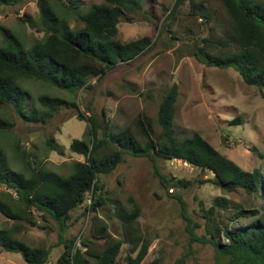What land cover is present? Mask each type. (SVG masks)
<instances>
[{
	"label": "trees",
	"instance_id": "1",
	"mask_svg": "<svg viewBox=\"0 0 264 264\" xmlns=\"http://www.w3.org/2000/svg\"><path fill=\"white\" fill-rule=\"evenodd\" d=\"M22 0H0L2 6ZM184 0H173L167 18L175 21L178 7ZM38 24L43 31L41 39L25 46L7 26L0 24V108L11 106L16 115L26 122H45L64 105L76 108L79 120L87 121L84 139L74 138L70 150L83 157L74 160L68 174L35 166L30 153L18 143L14 151L23 165L22 170L9 166L4 149L0 146V183L8 191L0 193V213L14 221L37 225L34 211L44 221L47 216L64 226L71 212L82 209L83 215L91 214L90 234L80 238L60 237L61 252L57 264H117L120 250L128 244L124 264H140L146 256L150 240L141 231L138 217L140 207L132 196L130 208L113 204L111 215L99 214L107 204L100 175L110 173L125 154L146 157L154 175L167 187L169 179L163 176L158 160L182 159L200 170H209L213 176L202 180L210 182L225 192L240 189L246 194L262 195L264 176L259 167L246 170L234 160L213 147L200 133L178 138L174 126L178 84L173 82L159 101L154 126L143 111L137 113L133 125L116 128L109 121L102 125L92 115L78 110L73 101L40 94L37 101L41 109L27 108V90L21 80L32 79L70 92L90 87V77H101L121 63H127L152 45L151 38L141 36L120 41L117 26L128 15L142 10L141 0H102L80 10L76 0H35ZM187 16L199 19L205 25L206 35L192 37L191 52L195 60L206 66L232 67L247 85L258 88L264 97V0H188ZM73 16L76 23L70 24ZM27 15L20 16L23 22ZM169 25V24H168ZM166 26V25H164ZM162 26V29L163 27ZM175 38L174 32L169 30ZM240 117L232 122L239 123ZM13 122L0 112V133L8 131ZM51 150L62 152L52 138L46 139ZM189 183L177 179V187ZM180 203L181 216L191 231V218L186 203L179 194H173ZM89 199V202L86 200ZM200 209L206 219V232L201 237L209 243L217 257L227 264H264V220L257 218L249 224H238L241 218L252 217L258 210L246 209L231 203L225 196L214 197ZM230 208L227 222L216 219V211ZM120 225L118 236L110 231L109 219ZM14 228H0V247L19 252L26 264L47 262L52 246H32L16 237ZM150 264H160L159 258ZM172 264H185V257Z\"/></svg>",
	"mask_w": 264,
	"mask_h": 264
},
{
	"label": "rangeland",
	"instance_id": "2",
	"mask_svg": "<svg viewBox=\"0 0 264 264\" xmlns=\"http://www.w3.org/2000/svg\"><path fill=\"white\" fill-rule=\"evenodd\" d=\"M80 10H86L91 3L102 0H76ZM142 10L128 15L117 26V38L129 41L141 36L151 38L152 45L127 63H121L99 78L90 77V87L70 92L43 82L25 79L20 84L27 90V108L41 109L37 101L40 94L73 101L78 110L104 124L109 121L116 128L133 125L139 111L151 120L155 131L156 113L159 101L167 88L178 84L175 104L174 126L178 138L200 133L213 147L226 154L246 170L259 167L264 176V97L254 85L245 84L232 67L206 66L195 60L191 52L196 35H206L205 25L199 19L187 16L188 0L178 7L175 21L167 18L173 0H141ZM26 14V22L19 18ZM38 9L35 0H22L1 8L0 24L9 27L25 46L41 39L43 31L38 24ZM73 16L70 24L75 25ZM169 24V25H168ZM166 25V26H164ZM162 26L163 29H162ZM174 32L175 38H171ZM1 44V37H0ZM264 92V87L262 88ZM0 112L12 122L10 130L0 133V146L4 149L9 166L22 170L14 145L18 143L30 153L35 166L56 171L62 175L70 172L74 160L83 157L70 150L72 139H84L87 121L79 120L76 108L64 104L45 122H26L19 118L11 106H2ZM239 116L240 122L232 120ZM52 138L61 146L62 152L51 150L46 139ZM161 174L169 179L167 187L154 175L150 161L143 156L124 155V159L107 174L100 175L107 204L99 214L111 215L108 208L113 204L130 208L132 196L140 207L138 222L145 237L150 240L146 256L140 264H150L159 258L160 264H172L184 256L185 264H227L217 257L213 247L203 242L206 219L200 209V201L207 208L214 197L225 196L231 203L246 209H256L252 217L241 218L238 224H249L257 218L264 220V191L262 195L246 194L240 189L225 192L210 182H202L213 176L209 170H200L191 165L171 160H158ZM177 179L189 184L186 187L174 185ZM8 191L0 183V193ZM173 194H179L186 203L191 218L192 230L180 214V203ZM230 208L216 211V219L227 222ZM37 225L6 219L0 213V228H21L14 230L16 237L32 246H52L44 264H57L61 252L60 237H74L79 242L90 234L91 214L83 215L82 209L71 212L64 226L47 216L44 221L34 211ZM110 231L118 236L119 222L108 220ZM128 244L120 250L117 264H124L123 257ZM0 264H26L19 252L0 247Z\"/></svg>",
	"mask_w": 264,
	"mask_h": 264
},
{
	"label": "built area",
	"instance_id": "3",
	"mask_svg": "<svg viewBox=\"0 0 264 264\" xmlns=\"http://www.w3.org/2000/svg\"><path fill=\"white\" fill-rule=\"evenodd\" d=\"M171 161H176V162H178V163H181V164H183V166H189V165H190L188 162H186V161H184V160H182V159H178V158H173ZM86 202H89V199H87ZM76 245L79 246L80 243L77 242Z\"/></svg>",
	"mask_w": 264,
	"mask_h": 264
}]
</instances>
